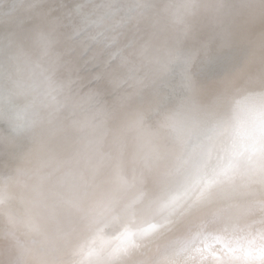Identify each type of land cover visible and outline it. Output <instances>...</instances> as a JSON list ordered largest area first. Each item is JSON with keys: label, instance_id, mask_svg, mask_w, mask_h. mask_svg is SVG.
I'll use <instances>...</instances> for the list:
<instances>
[{"label": "clouds", "instance_id": "9594fccd", "mask_svg": "<svg viewBox=\"0 0 264 264\" xmlns=\"http://www.w3.org/2000/svg\"><path fill=\"white\" fill-rule=\"evenodd\" d=\"M0 264H264V0H0Z\"/></svg>", "mask_w": 264, "mask_h": 264}]
</instances>
